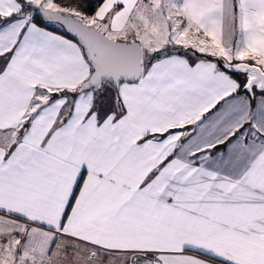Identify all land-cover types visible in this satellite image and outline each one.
<instances>
[{
	"label": "snow or ice",
	"instance_id": "obj_1",
	"mask_svg": "<svg viewBox=\"0 0 264 264\" xmlns=\"http://www.w3.org/2000/svg\"><path fill=\"white\" fill-rule=\"evenodd\" d=\"M0 264H264V0H0Z\"/></svg>",
	"mask_w": 264,
	"mask_h": 264
}]
</instances>
